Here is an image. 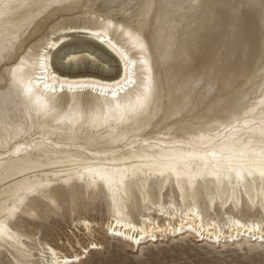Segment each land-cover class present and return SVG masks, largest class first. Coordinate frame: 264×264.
I'll return each mask as SVG.
<instances>
[{"label": "snow or ice", "instance_id": "1", "mask_svg": "<svg viewBox=\"0 0 264 264\" xmlns=\"http://www.w3.org/2000/svg\"><path fill=\"white\" fill-rule=\"evenodd\" d=\"M258 3L257 8L256 0H216L207 4L204 0H120L115 4L112 0L98 3L54 0L48 7L62 12L79 13L95 8L100 28L97 37L104 38L107 45L121 55L117 75L109 80L65 76V65L69 71L87 70L97 58L70 56L59 66L55 65L51 50L58 42L46 33L44 38L32 37V32L40 26L38 20L30 30L22 33V39L17 36L14 44L0 49V70L7 72L3 92L5 115L12 114L8 98L14 92L15 106L24 117L25 134L43 121L42 131H46L48 137L39 142V155L33 156L25 167L17 170V174L4 169L7 178L0 200V264H50L47 253L51 252L53 257L57 255L49 247L47 251L40 248L37 257L33 244L25 246L20 242L28 235L24 221L27 209H35L47 201L52 204L49 211L59 210L54 203L59 188L53 185L79 180L100 193L106 189L114 206L113 219L116 224H121L117 196L121 192L127 194L137 183L145 185L153 176L166 177V182L175 177V185L182 193L185 180L191 185L196 180L208 182L212 179L218 188L225 179L230 182L233 173L239 179L245 173L254 177L258 172L264 180V99L259 101V127H252L249 117L253 110L246 103L250 98L242 99L238 82L243 74L237 61L229 58L228 44L229 40H238L243 47L241 22L247 17L258 11L264 20V0H258ZM22 7L39 5L0 0V25L10 29L15 22L14 14ZM112 10L116 15H111ZM204 10L219 19L224 39L203 51L199 41L193 39L196 51L193 52L191 47L186 50V67L169 77L166 84L160 66L161 60L169 57L160 55L162 41L158 37L162 34L167 37V46L172 49L178 23L189 14ZM91 19L96 21L97 16L92 15ZM152 20L155 21V34L150 31ZM146 27L149 31H145ZM61 30L92 32L90 26L67 24L53 31ZM113 33L123 37L124 43L110 38ZM260 65L264 67V52L260 56ZM26 68H38L42 74L33 77ZM25 78L28 80L26 85ZM33 79L37 83L34 84ZM261 79L264 80V72ZM65 92H80L83 94L81 99L91 96L94 107L82 106L73 110L74 97L73 105L63 111L60 104L63 97L59 93ZM47 93L51 95L41 103L40 97ZM260 95L264 97V87ZM155 117L158 119L154 124ZM158 125V138L153 134L140 135L147 128L155 129ZM15 152L18 154L20 147ZM12 155L13 152L8 150L5 155H0V162L8 164L6 157ZM260 211L264 213V203ZM188 215L190 219L193 216L200 218V231L196 234L201 235L203 213L190 210ZM33 218L42 217L36 214ZM21 223H25L24 235L18 234ZM128 226L136 227L130 222ZM240 226L248 227L247 223ZM212 227L214 225L210 224L209 228ZM253 227L264 238V214ZM193 228L195 230V225ZM109 230L113 235H120L111 224ZM147 231L148 225L139 229L140 233ZM132 239L139 243L136 237ZM89 245L93 249L102 247L98 242L89 241L71 264H89V259L81 258L89 256ZM255 248L251 245L243 254L247 256ZM260 250L264 256V244L260 245ZM135 255H141L139 249ZM137 264H147V261L139 260Z\"/></svg>", "mask_w": 264, "mask_h": 264}, {"label": "bare ground", "instance_id": "2", "mask_svg": "<svg viewBox=\"0 0 264 264\" xmlns=\"http://www.w3.org/2000/svg\"><path fill=\"white\" fill-rule=\"evenodd\" d=\"M5 3H17L20 5H39V7L25 8L16 12L15 22L10 29H5L0 25V49L5 46H11L17 40V36L22 39V33L30 30L37 22L40 26L32 32V37L44 38L43 34L52 36L58 43L51 51L53 63L57 66L70 56H95L96 62L104 64L103 69L106 73H101L98 70L94 71L91 67L87 70L69 71L67 66L63 68V74L70 78H79L81 76H93L104 80H109L117 75V66L121 63V55L119 52L111 49L104 38H98L96 33L100 32L99 14L95 8L81 11L79 13L57 11L48 7L54 0H4ZM88 3H98L100 0H87ZM120 0H112V3H119ZM131 2V0H129ZM216 0H204V3H215ZM257 8L259 7L258 0ZM112 10L111 15L115 13ZM92 15L97 16V20L91 19ZM74 24H70L71 22ZM80 22V23H77ZM61 23L67 25L90 26L92 32L85 31H53L54 29H62ZM150 31L155 34V21L151 22ZM61 25V26H59ZM42 28H46L45 32H40ZM145 31H149L146 27ZM241 34L244 38L243 47L239 41H228L230 47L229 58L237 61L242 72V78L238 82L240 92L243 94L242 99L248 97L246 103L253 110L249 120L252 127H259L261 113L259 111V101L264 99L260 95L261 88L264 87V80L261 79V73L264 72V67L260 65V56L264 52V20L260 18L259 12L254 16L247 17L241 22ZM115 42L124 43V38L113 33L111 37ZM31 39V38H30ZM161 40L160 55H167L169 59L161 60V71L164 74L165 83H168L169 77L179 73L186 67L184 57L186 50L191 47L195 52V46L192 44L193 39L199 41L201 51L205 47H214V44L221 43L224 39L221 34L219 19H214L207 10L199 13H191L187 18L182 19L177 25V34L175 43L172 49H169L166 43L167 37L161 35L158 37ZM130 47V46H129ZM155 50V49H154ZM131 54V53H130ZM210 54V53H209ZM62 59V60H61ZM60 60V63H59ZM31 63V61H29ZM110 66V67H109ZM33 77L41 75L42 72L38 68L36 70L25 69ZM110 72V73H109ZM7 74L6 70H0V155H5L8 150L13 152L11 157H6L9 161L4 165L0 162V200L4 195L3 184L7 178L5 167L8 172L17 174V170L23 168L35 155H39V142L43 138L46 140L47 132L42 131L43 121L34 130H30L27 134L23 131L22 123L24 117L21 115L20 109L15 106V93L13 92L8 98L11 116H6L4 113L5 98L3 95L4 77ZM28 83L27 78L24 81ZM33 83H37L33 79ZM43 91V89H41ZM206 96V93H204ZM47 93L40 97V102L45 103L48 96ZM63 99L60 104L63 111H68L73 105L75 97V107L73 110H78L82 106L85 108L94 107V102L91 96L81 99L83 96L80 92L75 93H59ZM199 93L197 98H199ZM255 101V104L253 103ZM35 103V98L33 100ZM35 115V114H33ZM243 116V113H241ZM255 116V120H252ZM158 117H155L152 123H156ZM243 124V120H241ZM31 129V124H29ZM159 128H147L141 136L153 134L157 138L159 136ZM20 147V152L17 154L15 149ZM68 151V149H64ZM75 151V149H73ZM47 180V177H45ZM184 191L175 185V177H172L170 182H166V177L153 176L145 182V185L137 183L129 188L128 193L121 192L117 196L118 204L121 208L122 223L116 224L113 219L114 206L111 205V195L107 190L103 193L98 192L95 188H89L87 184L81 183L79 180L71 184H63L60 186L53 185L54 188H59L56 193L54 203L59 207V198L65 194L70 198V202L84 203V207L93 205L98 200H101L107 210V217L101 223L89 220L86 217H77L72 220V228L78 233L74 238L65 239V242H60L59 239L51 240V243L35 238L36 236L27 235L22 243L27 246L33 244L37 249L35 256H40V248L45 251L49 247L57 253L55 257L51 252L47 253V258L50 264H71L78 253H82L83 246L89 244V241L98 242L102 245L100 248L93 249L89 245V255L92 252H98L105 249L102 241L91 239L96 235V232L102 238L119 241L123 249L130 250L135 253L139 249L143 252L149 245L154 247L157 243L162 242H191L199 244L202 247L211 248L213 250L223 251H247L251 245L256 248L252 252H261L260 245L264 244V238L261 233L253 227L260 222V216L264 213L260 211L261 204L264 203V180L255 173L253 176L244 174L242 178H237L232 174V179L229 182L227 179L223 181L220 188L216 182L209 179L208 182L196 180L193 184H188L184 181ZM223 201V203H222ZM51 208L52 204L43 201L35 209L29 208L25 212L24 221L29 223V219L38 214L40 206ZM76 205V204H74ZM75 207V206H73ZM192 213H203V230L201 235H197L196 231H200L201 220L198 216L189 218V211ZM74 209L72 208V214ZM129 222L136 225L135 228L129 227ZM247 223L248 227H241V224ZM109 224L120 232L116 236L109 230ZM214 227L209 228V225ZM148 225L146 233H140L139 229ZM195 225V230L193 228ZM20 228V225H19ZM126 233L127 235H124ZM19 235H24V232H19ZM73 235V234H72ZM82 236V237H81ZM203 237V239L201 238ZM86 237V238H85ZM133 237L139 240L136 243ZM91 239V240H90ZM86 240V241H85ZM141 243H144L143 245ZM63 246V247H62ZM68 248V252L63 248ZM82 259L87 258L81 256Z\"/></svg>", "mask_w": 264, "mask_h": 264}, {"label": "rangeland", "instance_id": "3", "mask_svg": "<svg viewBox=\"0 0 264 264\" xmlns=\"http://www.w3.org/2000/svg\"><path fill=\"white\" fill-rule=\"evenodd\" d=\"M112 15H116V12ZM74 23L73 21L70 24ZM61 25L64 26L66 23H61ZM45 30L46 28H42L40 32H45ZM103 66L104 64H101V62H96L91 69L106 73ZM76 199L77 203H71L67 194L61 196L58 202V211L55 209L49 211V208L41 205L38 214L42 218H31L29 219V223L26 224L28 235L36 236L35 238H40L49 243L53 239H59L60 242H65V239L72 240L75 235L79 237L71 225L72 220H75L77 217H86L89 220L99 223L107 217L106 207L101 200L97 199V202L93 205L84 207V203H80L78 198ZM72 208L74 209L73 214ZM24 229L25 223H21L20 231L24 232ZM91 239L102 241L105 249L90 253L87 257L89 264H130V262L131 264H137L139 260H146L147 264H264V256L261 255V252H249L245 256L243 254L244 251L229 250L225 252L223 250L202 247L199 244L191 242L170 241L157 243L154 247L145 245L147 249L141 252V255L137 256L130 250L123 249L119 241L102 238L98 232ZM141 244L143 245L144 243ZM66 250L68 252L69 249L66 248Z\"/></svg>", "mask_w": 264, "mask_h": 264}]
</instances>
